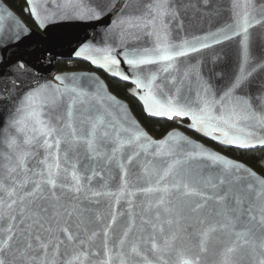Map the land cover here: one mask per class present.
I'll return each mask as SVG.
<instances>
[{
	"label": "snow or ice",
	"instance_id": "1",
	"mask_svg": "<svg viewBox=\"0 0 264 264\" xmlns=\"http://www.w3.org/2000/svg\"><path fill=\"white\" fill-rule=\"evenodd\" d=\"M26 2L35 28L11 12L14 29L0 23V52L16 50L0 55L11 65L0 73V264H264V175L178 130L264 147V56L254 58L250 32L264 25V0L259 11L230 0L231 22L201 35L185 21L213 0ZM69 20L98 30L53 33ZM233 40L229 69L211 50ZM255 40L264 47V33ZM63 46L177 128L153 139L95 75H41L37 64Z\"/></svg>",
	"mask_w": 264,
	"mask_h": 264
},
{
	"label": "water",
	"instance_id": "2",
	"mask_svg": "<svg viewBox=\"0 0 264 264\" xmlns=\"http://www.w3.org/2000/svg\"><path fill=\"white\" fill-rule=\"evenodd\" d=\"M40 2L41 3H48L49 0H40ZM89 2H90V0H84L85 4H88ZM229 3H230V0H213V9L211 11L205 12L204 16L202 18H192L191 20H186L185 21V27L187 29V34L188 35H192V34L201 35L204 32H207V31H210V30H212V31L216 30L217 27L223 26V24L225 22H231V15H230V12L228 11ZM255 3L257 5V11H259L260 10V6H261V0H255ZM27 8H28V5H27V2H26L25 11H26ZM50 10H52V9H50ZM217 11H219V13H220L219 16L216 15ZM8 12H11L16 17V19L20 20L25 25H27V26H29L31 28H35V26H32L31 24L29 25L24 20V18L21 17V15L18 14L15 11V9L12 6L7 4L4 0H0V16L4 17V19L2 21H0V23L3 24V27H4V29L6 31L9 28H13L14 29V27H15V21L7 16ZM26 14L29 15V13L27 11H26ZM97 30L98 29H93L92 27H88L86 24H84L82 22L72 21V20L62 21L59 24H56V25L52 26V31H53L54 34L57 33V32H63V33H67V34H78V35L83 36L85 34L91 35L94 31H97ZM250 32L253 35V55H254L255 59L259 60L261 56H264V47H261L256 42L255 37L257 35L261 34V33H264V25H257L254 28L250 29ZM184 35H185V32H180L179 36H177V33L175 32V30L173 31V36L174 37L179 38V37H182ZM237 39H239V38H237ZM238 50H239V45H238L236 40H233V41H230V42H226L225 44H222V45H217L211 51L218 52L224 58V60L226 62V66L229 69H231V68H234L236 63H237ZM15 51H16L15 49H10L7 52H0V55L5 56L6 59H14L12 54ZM55 51L57 53H61V55H58L56 57V60L53 62V64L50 65V64L44 63L43 64V68H41L40 64H37V69L40 70V74L45 76V77H47V79L51 80L52 77L54 75L58 74V73H68V74L75 73L79 77H86L87 75L92 74V75H95V76L99 77V79L102 82L107 84L105 78H103L102 75L99 73V71H98L99 69L95 68L92 65H91V67H93L92 70H90V69H86V70H77V69H75V70H65L64 72H60V71L56 72L55 68H56V64L58 63V61L64 60V59H73V60H75L76 58L72 57V56H69L67 54V52H68L67 46L57 47L55 49ZM10 70H11V65L0 66V73H7ZM128 85H130V84H128ZM130 87H132V85H130ZM108 89L113 95H115L118 99L123 101L130 108L129 102L126 99L116 95L111 90V88L108 87ZM131 112L137 118V116L134 113L133 109H131ZM0 115H2L5 120L7 119V114L4 111V106L3 105H0ZM138 120L140 121V119H138ZM140 123L145 128V130L149 133V135L153 139H157V140L163 139L169 131H172L173 129L177 128V126H175L171 130H169L164 136L156 137L149 130H147V128L144 126V124H142L141 121H140ZM178 130L181 133H183L186 136H188L191 139H193L194 141H196L198 143H203L207 147L211 148L212 150L221 152V154L226 155L221 150H217L216 148H214L209 143L207 144L203 140H201L199 138H195L192 134H190L187 131H184L182 128H179ZM195 134H198V133H195ZM256 148H262V147L258 146ZM226 156H228V155H226ZM228 157L230 159L237 160L239 162L245 163L244 161L236 159V158H233L231 156H228ZM245 164L248 167H250L247 163H245ZM252 169L255 170L257 173H259L255 168H252ZM105 171H106V169H105ZM259 174H261V173H259ZM112 176H113V178L109 180L107 175H105V179L109 183V186H110L109 190L115 191L116 190V185L119 183V178L116 175L115 169H113ZM93 184L97 185V180L94 179L93 180ZM108 203H112V211H119V212L127 211V204L125 202H123V201H121V203L119 205H116L114 201H111V202L102 201V203H101V205L99 207L106 209L107 206H108Z\"/></svg>",
	"mask_w": 264,
	"mask_h": 264
},
{
	"label": "trees",
	"instance_id": "3",
	"mask_svg": "<svg viewBox=\"0 0 264 264\" xmlns=\"http://www.w3.org/2000/svg\"><path fill=\"white\" fill-rule=\"evenodd\" d=\"M7 4L12 6L15 11L24 18V20L30 25L35 26L33 23V19L30 15L26 14L25 7H26V0H4ZM56 72H64L65 70H92L93 67L88 62L78 60V59H64L58 61L56 64ZM99 73L105 78L108 87L118 95L126 99L129 102L130 108L133 109L134 113L136 114L137 118L140 119L142 124L149 130L153 135L156 137L164 136L169 130L177 126V122L167 121L163 119H156V118H149L143 113V109L141 104L131 97L128 94V88L130 85L122 82L114 81L112 78L107 76L103 71L98 70ZM184 131L189 132L195 138H199L212 145L217 150H221L228 156L233 158L239 159L247 163L250 167L255 168L259 173L264 175V147L262 148H255V149H248V150H236V149H227L221 145L214 143L213 141L207 140L200 136L199 134H195L194 132L182 128Z\"/></svg>",
	"mask_w": 264,
	"mask_h": 264
}]
</instances>
